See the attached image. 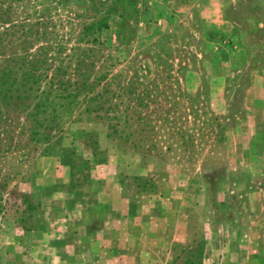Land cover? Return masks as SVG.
Returning a JSON list of instances; mask_svg holds the SVG:
<instances>
[{
	"label": "rangeland",
	"instance_id": "rangeland-1",
	"mask_svg": "<svg viewBox=\"0 0 264 264\" xmlns=\"http://www.w3.org/2000/svg\"><path fill=\"white\" fill-rule=\"evenodd\" d=\"M262 64L264 0H0V264H264Z\"/></svg>",
	"mask_w": 264,
	"mask_h": 264
},
{
	"label": "trees",
	"instance_id": "trees-1",
	"mask_svg": "<svg viewBox=\"0 0 264 264\" xmlns=\"http://www.w3.org/2000/svg\"><path fill=\"white\" fill-rule=\"evenodd\" d=\"M38 61L40 62V60L38 59L35 62H38ZM32 63L33 61H29V63L27 64V67H25L24 69L23 67L20 68L19 69L20 71L16 70V74L13 78L14 81L12 80L13 85L15 81H18V80H21L25 87L28 86L29 82L37 81V77L39 76V71L34 69V66H32L33 65ZM24 64L25 63H23V65ZM18 72H19V76H17ZM12 73L13 71L12 69H10V67H8V65H5L4 67L0 68V95L2 96L6 97L8 95L7 93L11 94L13 90L12 88H14V87H11L12 82L9 81L10 80L9 76ZM40 106L41 104L37 103L36 107H40Z\"/></svg>",
	"mask_w": 264,
	"mask_h": 264
},
{
	"label": "crops",
	"instance_id": "crops-1",
	"mask_svg": "<svg viewBox=\"0 0 264 264\" xmlns=\"http://www.w3.org/2000/svg\"><path fill=\"white\" fill-rule=\"evenodd\" d=\"M263 65V64H262ZM261 72L259 73V75H261L256 81V78H254L253 80H251V87H253L254 89L259 90V94L255 95V98H258V96H261L264 99V65L262 67H260ZM263 75V76H262ZM211 241H215V240H211Z\"/></svg>",
	"mask_w": 264,
	"mask_h": 264
}]
</instances>
